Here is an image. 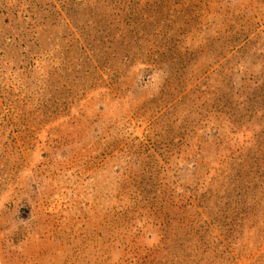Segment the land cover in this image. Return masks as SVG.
I'll return each instance as SVG.
<instances>
[{"label": "rangeland", "instance_id": "1", "mask_svg": "<svg viewBox=\"0 0 264 264\" xmlns=\"http://www.w3.org/2000/svg\"><path fill=\"white\" fill-rule=\"evenodd\" d=\"M217 1L170 0L156 46L126 63L92 31L100 72L58 27L61 0H37L53 23L39 71L0 61V264H264V123L221 128L264 79V0ZM16 2L0 0V51ZM241 26L250 44L222 50ZM145 57L162 71L145 76ZM242 146L232 172L218 164Z\"/></svg>", "mask_w": 264, "mask_h": 264}, {"label": "trees", "instance_id": "2", "mask_svg": "<svg viewBox=\"0 0 264 264\" xmlns=\"http://www.w3.org/2000/svg\"><path fill=\"white\" fill-rule=\"evenodd\" d=\"M178 1L186 5V0ZM187 1L191 5L196 4V6H199V10L207 11V13L211 11L214 5L221 4V1L217 0ZM169 11L170 0H61L60 13H58V27L64 29L68 34L77 37L74 38L73 43L79 47L80 53L86 62L101 72L99 56L94 50L95 42L89 41V33L96 30L102 34H107L108 47H105L106 51H116V47L121 45L126 50L122 55L123 60H125L124 63H126L128 62L131 50L144 41H146L148 46L145 54L149 56L156 46V38L164 29L166 16ZM3 25L8 29V32L4 35L3 49L0 51V61L6 53H14V57H11L14 65L12 70L16 69L24 73L27 79L30 80L40 69L39 63L42 59L43 36L48 28L53 27V23L42 16L41 7H39L37 0H17L15 5L10 8V15L3 20ZM243 30L241 26L238 31L232 32L234 34L229 39H223L220 45L222 50L229 51V54L242 53L248 46L247 44H250L248 30ZM113 55L110 52L104 53L106 58H112ZM224 58H221L220 61ZM134 63L135 59L132 60V67ZM141 64L145 66L142 69L145 76L150 75L149 73L151 72L162 71L159 63H155L149 57L141 59ZM107 72L112 74L111 66L107 67ZM101 77L103 78L104 74L101 73ZM177 85L173 83L172 86L168 87L174 91ZM254 85L256 86L254 91L251 92L250 89H245V94L243 92L238 94L241 103H238L237 106L240 109H246V111H238V113H232V115L225 111L221 112L222 122L224 123L221 125L222 129H227V122L235 124L234 127H237V129L252 125L251 121L253 119L264 123V79H261L260 83H254ZM184 96L185 92L182 91L179 97L182 98ZM4 99V92L0 91V108L3 107L2 102ZM252 105L256 106L257 109L248 111L247 107ZM28 107L30 109H37L32 101L28 104ZM262 135L263 142H261V146L257 147L256 154L264 159V130ZM238 149L236 151L228 149L229 153L223 155V157H219L218 164L221 165L225 162L229 166L227 170L232 172L231 163L237 160L235 158L236 155L239 154L240 156V152L244 150V147L242 146ZM245 149L248 148L245 147ZM223 171L225 172L226 170ZM132 201L133 204H138V202L144 205L150 204L149 200L139 195Z\"/></svg>", "mask_w": 264, "mask_h": 264}]
</instances>
